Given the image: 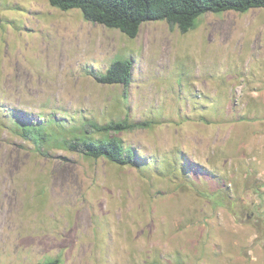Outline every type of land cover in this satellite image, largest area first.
<instances>
[{
  "label": "rangeland",
  "instance_id": "rangeland-1",
  "mask_svg": "<svg viewBox=\"0 0 264 264\" xmlns=\"http://www.w3.org/2000/svg\"><path fill=\"white\" fill-rule=\"evenodd\" d=\"M116 58L133 60L128 87L94 76ZM124 120L151 122L110 133L137 165L68 146ZM55 258L264 264V8L131 38L78 8L0 0V264Z\"/></svg>",
  "mask_w": 264,
  "mask_h": 264
},
{
  "label": "trees",
  "instance_id": "trees-1",
  "mask_svg": "<svg viewBox=\"0 0 264 264\" xmlns=\"http://www.w3.org/2000/svg\"><path fill=\"white\" fill-rule=\"evenodd\" d=\"M62 10L80 9L89 21L117 28L131 38L139 35L141 25L148 21L165 20L177 26L183 33L196 25L197 19L208 12L235 10L247 12L252 8H264V0H49ZM133 74V60L116 58L105 72L95 73L96 80L105 84L130 86ZM106 136L94 139L84 134L68 143L69 148L93 158H107L122 165H137L138 159L132 148L123 146L122 141L110 135L139 127H149L150 121H111L106 124L89 123ZM46 136H39L44 142ZM38 142V141H37ZM41 149V146H40ZM42 264H61L60 258L47 260Z\"/></svg>",
  "mask_w": 264,
  "mask_h": 264
}]
</instances>
